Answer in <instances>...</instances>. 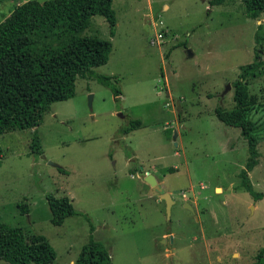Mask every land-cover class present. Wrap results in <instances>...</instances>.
<instances>
[{
	"label": "rangeland",
	"instance_id": "rangeland-1",
	"mask_svg": "<svg viewBox=\"0 0 264 264\" xmlns=\"http://www.w3.org/2000/svg\"><path fill=\"white\" fill-rule=\"evenodd\" d=\"M24 1L0 0V21ZM208 1L113 0L115 35L101 15L79 35L111 40L108 61L92 70L116 76L119 99L94 75L77 78L36 128L40 151L34 128L0 135V220L44 235L50 264H73L89 238L112 264H255L264 250V198L240 185L247 142L215 115L234 107V82L257 52L263 64L245 84L260 156L248 175L264 193V11L252 18L243 0ZM132 119L141 125L122 133ZM147 172L174 201L169 217ZM50 193L77 214L51 223Z\"/></svg>",
	"mask_w": 264,
	"mask_h": 264
},
{
	"label": "trees",
	"instance_id": "trees-1",
	"mask_svg": "<svg viewBox=\"0 0 264 264\" xmlns=\"http://www.w3.org/2000/svg\"><path fill=\"white\" fill-rule=\"evenodd\" d=\"M222 1L208 2L214 5ZM112 2L25 0L0 21V135L16 129L34 128L31 148L40 151L36 128L51 103L71 98L75 94L76 79L92 77V68L104 65L110 57V39L79 35V32L89 26L94 15H101L108 23L109 36L113 37L117 19ZM243 2L246 13L252 18H258L264 11V0ZM262 64L256 52L252 62L241 66L234 82V107L227 110L218 106L215 109L218 119L238 127L247 142L248 159L239 174L240 185L256 199L264 198V193L254 191L248 173L258 164L260 153L255 125L246 116V111L257 101L255 98L247 99L245 80L254 75ZM94 76L99 83L111 89L116 100L119 99L122 92L116 85L115 75ZM140 125V119H132L121 132L127 134ZM2 157L0 147V159ZM58 168L65 171L63 167ZM47 202L51 211L50 221L54 225H61L68 216L77 214L68 196L56 197L50 193ZM18 206L23 213H28L27 203ZM263 251L260 249L256 255L255 264H264ZM55 258L56 252L44 235L28 234L21 227L9 226L0 220L1 260L10 264H50ZM73 264H112V261L104 245L89 238Z\"/></svg>",
	"mask_w": 264,
	"mask_h": 264
},
{
	"label": "water",
	"instance_id": "water-1",
	"mask_svg": "<svg viewBox=\"0 0 264 264\" xmlns=\"http://www.w3.org/2000/svg\"><path fill=\"white\" fill-rule=\"evenodd\" d=\"M189 54H192L190 50L187 51ZM230 85H227L226 90L229 89ZM92 95H89V102L91 101ZM177 107L179 108V103L177 102ZM52 164V163H51ZM145 181L148 182L154 190H156L160 194V199H163L166 203V214L169 217L170 210H171V204L174 203V201L171 198L170 193L165 192L162 186L157 182L154 175L151 173H146ZM186 207L191 208V206L188 203H185ZM170 240H172V236H170ZM171 258V254L169 255Z\"/></svg>",
	"mask_w": 264,
	"mask_h": 264
},
{
	"label": "built area",
	"instance_id": "built-area-1",
	"mask_svg": "<svg viewBox=\"0 0 264 264\" xmlns=\"http://www.w3.org/2000/svg\"><path fill=\"white\" fill-rule=\"evenodd\" d=\"M163 35H155L154 39H151V42H157L158 41V38H162Z\"/></svg>",
	"mask_w": 264,
	"mask_h": 264
},
{
	"label": "crops",
	"instance_id": "crops-1",
	"mask_svg": "<svg viewBox=\"0 0 264 264\" xmlns=\"http://www.w3.org/2000/svg\"><path fill=\"white\" fill-rule=\"evenodd\" d=\"M111 75H113V74H111ZM148 173H151V172H148ZM152 175H154V173H151ZM146 176V175H145ZM154 177H155V175H154ZM156 178V177H155ZM156 180H157V182L161 185V181L160 180H158L157 178H156Z\"/></svg>",
	"mask_w": 264,
	"mask_h": 264
}]
</instances>
